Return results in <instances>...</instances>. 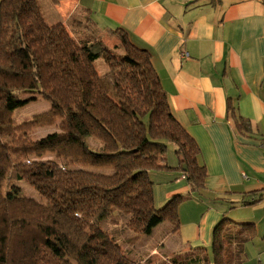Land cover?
<instances>
[{
	"label": "trees",
	"instance_id": "trees-1",
	"mask_svg": "<svg viewBox=\"0 0 264 264\" xmlns=\"http://www.w3.org/2000/svg\"><path fill=\"white\" fill-rule=\"evenodd\" d=\"M74 26L78 38L61 23L48 24L38 0L0 1V264H151L126 256L101 221L122 214L135 234L148 236L164 222L176 233L185 197L156 208L151 175L176 170L195 194L205 188L207 171L171 111L150 52L123 29L106 30L108 39L117 37L109 47L89 23ZM98 60L107 67L103 75ZM38 98L49 111L16 124L13 113ZM227 112L235 119L229 102ZM55 120L57 132L31 138L36 125ZM20 182L40 201L23 195ZM254 236V224L223 215L209 249L195 248L170 264H243ZM190 253L202 258L183 262Z\"/></svg>",
	"mask_w": 264,
	"mask_h": 264
},
{
	"label": "crops",
	"instance_id": "crops-1",
	"mask_svg": "<svg viewBox=\"0 0 264 264\" xmlns=\"http://www.w3.org/2000/svg\"><path fill=\"white\" fill-rule=\"evenodd\" d=\"M216 1L38 0L50 25L68 28L85 21L103 27V33L120 28L134 45L147 49L173 115L200 150L207 178L198 193H190L176 170L152 173L155 206L175 195L194 200L180 206L176 233L164 222L146 235L155 244L146 257L137 258L143 262L209 249L212 230L225 215L255 225L243 264H264V158L259 147L264 139V5L262 0ZM228 102L235 119L227 112ZM239 119L247 130L238 128ZM169 165L176 167V159ZM246 201L256 203L244 206ZM160 228L164 234L154 239Z\"/></svg>",
	"mask_w": 264,
	"mask_h": 264
},
{
	"label": "rangeland",
	"instance_id": "rangeland-1",
	"mask_svg": "<svg viewBox=\"0 0 264 264\" xmlns=\"http://www.w3.org/2000/svg\"><path fill=\"white\" fill-rule=\"evenodd\" d=\"M85 21L82 22L84 24ZM91 26L94 34L103 41V43L109 47L117 43V37H112V39H108L107 36H105V33L103 34V27L101 26H96L94 23H89ZM94 25V26H93ZM69 31L73 34L74 37L78 38L80 33L79 28L73 26V27H68ZM95 67L100 75H103L107 71V67L104 65V63L101 60H98L95 62ZM49 104L46 101H42L39 98L34 101V102H29L27 103L24 107L21 109L15 111L12 115V120L15 121L16 124H19L23 121H28L32 119L34 116H43L47 111H49ZM59 124V121L55 120L54 122H51L48 125H36L33 129L30 131V136L33 140H39L41 138H45L46 136L57 132V125ZM51 156H46L44 160H51ZM166 159L169 161H175L176 158H174V155L172 154V151L170 149L167 150L166 153ZM155 173V172H154ZM153 173V174H154ZM152 174V175H153ZM160 174V173H159ZM18 186L21 188V191L23 195L29 198H33L36 201H40L37 193L33 188H31L29 185H27L25 182H20ZM185 197V200L183 201L184 204L189 203L194 200V198H190L188 195H183ZM189 198V199H187ZM193 206V205H192ZM190 206V207H192ZM156 208H160L155 206ZM124 216L122 214H117V217L111 216L109 218L103 219L100 223L101 229L108 234L110 238L113 239L114 242L119 244L121 247V250L123 253L127 256L130 255L132 260H137L139 256L141 257H146L148 254L147 249L149 248L150 250L153 247V243L151 240H148V237L146 235H138L130 230H128L125 226V223L123 222ZM230 218V217H228ZM125 219V218H124ZM115 221V222H111ZM124 227V228H123ZM163 228L158 229L155 232L154 239H156L159 235H163L164 233L162 232ZM157 249V247L155 246ZM187 253L191 251H186ZM210 253V251H208ZM190 253V257L186 260L185 257H181L183 262L187 263L188 261L196 260V258H202V256L199 257H192ZM171 257L169 260L172 258H175L176 255H170ZM162 262L164 264H170V261L166 260ZM159 262V263H162ZM157 264V263H156Z\"/></svg>",
	"mask_w": 264,
	"mask_h": 264
},
{
	"label": "built area",
	"instance_id": "built-area-1",
	"mask_svg": "<svg viewBox=\"0 0 264 264\" xmlns=\"http://www.w3.org/2000/svg\"><path fill=\"white\" fill-rule=\"evenodd\" d=\"M259 147H260V149H261V151H262V155H263V158H264V139H262V140L260 141V143H259ZM182 178L185 179L184 176H182Z\"/></svg>",
	"mask_w": 264,
	"mask_h": 264
},
{
	"label": "water",
	"instance_id": "water-1",
	"mask_svg": "<svg viewBox=\"0 0 264 264\" xmlns=\"http://www.w3.org/2000/svg\"><path fill=\"white\" fill-rule=\"evenodd\" d=\"M182 172H183V173H185V172H186V168H185V166H184V165L182 166Z\"/></svg>",
	"mask_w": 264,
	"mask_h": 264
}]
</instances>
